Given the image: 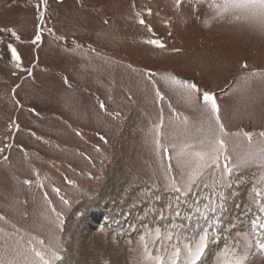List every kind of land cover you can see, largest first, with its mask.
Wrapping results in <instances>:
<instances>
[{
	"label": "rangeland",
	"instance_id": "374dc122",
	"mask_svg": "<svg viewBox=\"0 0 264 264\" xmlns=\"http://www.w3.org/2000/svg\"><path fill=\"white\" fill-rule=\"evenodd\" d=\"M228 2L0 0V264H264V16Z\"/></svg>",
	"mask_w": 264,
	"mask_h": 264
},
{
	"label": "snow or ice",
	"instance_id": "6c2138e0",
	"mask_svg": "<svg viewBox=\"0 0 264 264\" xmlns=\"http://www.w3.org/2000/svg\"><path fill=\"white\" fill-rule=\"evenodd\" d=\"M234 6L253 7V8L258 7L261 10V15L264 16V0H246L245 3L239 4V5L231 2V0H230V2L224 4L222 7L227 9L229 7H234ZM0 31H12V30L11 29H0ZM12 35H16L15 32H12ZM36 39L39 40V35H37ZM33 42H35V41H33ZM150 43H152V42L150 41ZM8 48L11 51L12 59L17 62L16 66L19 67L20 57L17 54L16 49L13 48L11 46V44L8 45ZM191 87L194 88L195 85H191ZM203 99H204L205 102H211V110H212L213 113H216L218 111L217 105H216L214 97L212 95H210L209 93L205 92L204 95H203ZM101 107H103V105H101ZM217 120H218V117H217ZM221 130H223L222 126H221ZM218 143H220L221 146L223 144L222 141H218ZM225 171L228 172V173H231L232 169L228 168L226 166L225 167ZM198 176H199L198 172L193 173V174H191L189 176V180H188V183H187L188 192H191L192 187L196 184V180H197ZM176 191L177 192H182V189L176 188ZM188 192H184L183 195L187 196ZM257 195L259 196L260 194L257 193ZM182 203H187V201H182ZM187 206H188L189 209L192 208V204L191 203H187ZM212 210L215 211V209H212ZM196 211L200 212V209L197 208ZM260 211L264 212V206H261ZM175 215L176 216H180L181 213L179 211H176ZM200 215L202 217H204L205 213L200 212ZM185 219H192V217L190 215H186ZM252 228L254 230L264 231V223H257L256 220H253L252 221ZM198 235H199V240L195 243V247L194 248H189V246L187 244L184 245V247L188 251V259L186 261V264H197V261H199L201 259V257L203 256V254L205 252V249L208 246V236L206 234V231H205L204 234H198ZM156 238L160 239V230L159 229L156 230ZM167 239L171 240L172 239V235L169 234L167 236ZM256 247L259 250L264 251V243L260 242L259 240L256 243ZM145 251H147V246H145ZM180 251L181 250H180L179 247L175 248V251L172 253V256L178 258L180 256ZM56 258L59 259V257H56ZM245 258L246 257L236 259L235 260V264H243V261H244ZM156 264H163V261L160 259L159 256L156 257ZM170 264H176V259H172L170 261Z\"/></svg>",
	"mask_w": 264,
	"mask_h": 264
},
{
	"label": "bare ground",
	"instance_id": "6f19581e",
	"mask_svg": "<svg viewBox=\"0 0 264 264\" xmlns=\"http://www.w3.org/2000/svg\"><path fill=\"white\" fill-rule=\"evenodd\" d=\"M120 165V164H119ZM109 189V188H108ZM107 191V190H106ZM106 191L105 189H102L100 192H99V198L96 199V201H91V202H85V203H82L79 207H81V211L82 214H83V220L80 221L78 224L80 226L82 225H85V220H86V216H88L90 214V211L92 209H96V208H102V209H99V211L101 212H104V208H107V202L104 201L105 197H108V195L106 194ZM115 193V192H114ZM133 194V193H132ZM107 195V196H106ZM111 196V195H110ZM109 199V198H108ZM107 199V200H108ZM131 200V199H130ZM103 203L106 204V206L102 207ZM105 213V212H104ZM103 213V214H104ZM104 217V216H103ZM102 217V218H103ZM95 219V218H94ZM87 222V221H86ZM67 227H69L70 229V224L67 225ZM76 229V228H75ZM69 231V230H68ZM79 235V229L77 232L75 233H71V238L72 240H77V236ZM80 238V237H79ZM86 241V240H85ZM92 241V240H91ZM75 242L73 243H69L68 245H66V248H67V253L65 254V256L63 257L62 259V262L61 264H90V261L89 259H91V254H87L86 251H84L83 253H81L80 255H78L79 257L76 256V254L74 253V247H75ZM79 246V245H78ZM85 246V245H84ZM209 249H210V246H208L207 250L205 251L204 255L202 256V258L200 259L199 263L198 264H206V262L208 261L209 258H211V255L209 253ZM88 250V249H87ZM92 253V252H91ZM93 254V253H92ZM96 264H99V261L97 260L96 261ZM110 264H118V260H117V257L116 259L112 260L110 262Z\"/></svg>",
	"mask_w": 264,
	"mask_h": 264
},
{
	"label": "water",
	"instance_id": "95a60500",
	"mask_svg": "<svg viewBox=\"0 0 264 264\" xmlns=\"http://www.w3.org/2000/svg\"><path fill=\"white\" fill-rule=\"evenodd\" d=\"M57 1H61V0H57Z\"/></svg>",
	"mask_w": 264,
	"mask_h": 264
}]
</instances>
